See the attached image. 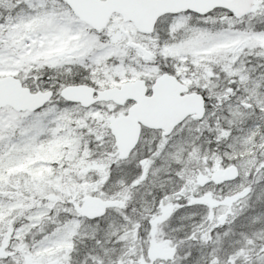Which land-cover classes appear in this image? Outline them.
Listing matches in <instances>:
<instances>
[{
	"label": "snow or ice",
	"instance_id": "snow-or-ice-1",
	"mask_svg": "<svg viewBox=\"0 0 264 264\" xmlns=\"http://www.w3.org/2000/svg\"><path fill=\"white\" fill-rule=\"evenodd\" d=\"M0 264H264V0H0Z\"/></svg>",
	"mask_w": 264,
	"mask_h": 264
}]
</instances>
